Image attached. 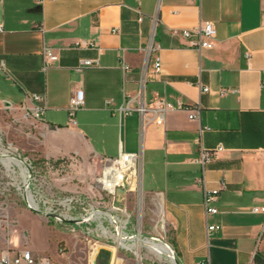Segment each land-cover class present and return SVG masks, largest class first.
<instances>
[{"label": "crops", "instance_id": "crops-1", "mask_svg": "<svg viewBox=\"0 0 264 264\" xmlns=\"http://www.w3.org/2000/svg\"><path fill=\"white\" fill-rule=\"evenodd\" d=\"M205 21L210 48L172 34ZM0 25V103L14 107L6 126L19 130L22 150L52 162L141 151V208L179 264H264V213L251 212L264 206V0H0ZM88 41L95 46H79ZM44 47L57 56L45 69ZM81 59L98 66L76 71ZM144 66L145 105L174 107L162 124L151 111L142 120L117 111L136 105ZM79 87L84 105L71 123ZM31 93L44 97L38 120L23 117ZM201 149L216 150L203 167ZM202 176L216 214L204 213ZM5 226L0 251L18 249L14 224Z\"/></svg>", "mask_w": 264, "mask_h": 264}, {"label": "rangeland", "instance_id": "rangeland-1", "mask_svg": "<svg viewBox=\"0 0 264 264\" xmlns=\"http://www.w3.org/2000/svg\"><path fill=\"white\" fill-rule=\"evenodd\" d=\"M1 114L0 123H5L0 127L2 138L12 143L20 155L26 157L32 165L33 179L30 180V187L36 201L40 198L62 200L69 195H79L96 203L100 201L95 179L101 171V161L91 159L85 162L69 158L52 162L29 155L21 149L22 138L19 130L8 128L6 124L10 123L11 119L7 114ZM46 161L52 163L51 169L46 167ZM8 181V178L0 176V231L7 232L6 223H13L14 235L20 240V246L17 247L19 250L28 249L35 257H47L51 264H112L115 255L118 256L117 264H172L169 257H159L139 245L125 247L127 249L118 246L116 249L113 235L118 234L120 229V222L116 219L114 222L106 218L101 219L103 226L113 234L104 236L98 229V222L93 223L92 232L87 233L85 225L73 227L69 223L56 222L31 210L23 199L21 178L18 175L12 178L10 185L7 184ZM142 190L144 191V185ZM101 195L103 203L100 208L122 220V203L115 200L112 208V199L103 193ZM126 209L130 218L126 229L123 230L124 239L121 235L125 244L136 242V238H149L162 246L167 244L173 251L170 241L160 234L161 226L151 220L145 206L139 208L132 197ZM5 237L7 238V234ZM174 257L176 258L175 254Z\"/></svg>", "mask_w": 264, "mask_h": 264}, {"label": "built area", "instance_id": "built-area-1", "mask_svg": "<svg viewBox=\"0 0 264 264\" xmlns=\"http://www.w3.org/2000/svg\"><path fill=\"white\" fill-rule=\"evenodd\" d=\"M1 31V25H0ZM172 34L179 35L184 39L195 38V40H190V44L194 45L198 49L200 48H210L212 47V42L215 36V29L211 22L205 21L202 24L197 25L192 28L185 29H173ZM152 37L150 41V45L146 49V53H149L154 48L152 46ZM79 46H95L92 41L80 43ZM43 56V69L47 67V65L57 59V56L54 55L50 48L44 47L42 50ZM98 66V59H81L79 63L76 65V71H82L85 68H93ZM160 66V62L158 59L154 62V69L158 71ZM0 67H2V62H0ZM146 77V69L145 66L142 69V77L139 83V90L137 92L136 99L134 100L135 106H131L128 101L124 105H121L117 108L118 114L120 116H124L130 114L132 111L138 113L140 119L142 120L143 115L147 111H151L153 113V121L157 124H162L164 120V114L167 110L174 108L168 101L164 98H157L154 103L150 106L145 105L143 98V86ZM264 85V82H263ZM207 88H204L206 91ZM30 98L35 104L26 109L23 114V117H30L32 119L38 120L42 117L45 105H44V97L31 93ZM108 102V101H106ZM84 105V95L83 90L79 87L76 88L70 98L67 105V113L68 120L71 123H74V114L77 110L81 109ZM176 108H181V104L177 103ZM0 109L8 114L14 107L11 103L3 101L0 103ZM188 118L190 120H194L197 118V111L194 110L189 113ZM201 132V129L199 130ZM218 147L216 150H219ZM215 150V151H216ZM215 151H205L203 149L200 150V156L198 158V163L204 166L206 162H208ZM3 160H7L5 163ZM19 160L25 170V177H23L20 168L14 163V161ZM101 171L99 175L95 179V183L98 187L99 198L100 201L97 203L92 199H86L85 197L79 195H69L63 197L62 200L40 198L39 201H36L34 195L31 193V182L32 180V165L30 161L26 157H22L18 150L12 145V143L4 140L1 136L0 132V176L8 178L9 181L12 178H16L17 175L21 178L23 183V199L26 205L31 206V210L39 212L43 215L52 214L55 215L52 219L56 222H61V218L66 220H73L74 223H69L71 226H80L85 225L87 233L92 232V225L95 222H98V229L100 233L104 236L113 235L109 232L102 224L101 219H108L110 222L116 221L120 222L121 235L125 232L127 224L129 223L130 214L127 212L126 205L130 203L132 197L135 198L138 207H141V199H142V154L141 151L136 152H128V153H119V155L115 158L103 157L101 159ZM46 167H53L52 163L48 161L45 162ZM203 169V168H202ZM7 182L10 185V182ZM106 183H111L112 186H106ZM200 186L202 188V204L204 207L205 215L216 214L218 210L216 207L212 206L211 203L216 200L217 193L215 191H209L205 186L204 177L200 179ZM221 186L224 187V183H221ZM20 188V186H18ZM26 191L32 196V200L35 201L36 207L32 206L28 200L26 199ZM103 193L106 197H110L112 199V208L113 202L115 200L120 201L123 205V209H121L122 220H119L117 216L111 215V213L107 210L101 209L100 204L103 203ZM41 204V206L39 205ZM61 207V209H60ZM251 212H262L264 213L263 207H252ZM124 216V219H123ZM123 222V226L122 225ZM68 223V222H65ZM216 225H207V232L217 229ZM105 231V232H104ZM118 232V233H119ZM124 239V237H123ZM167 245V244H166ZM170 249V247L167 245ZM171 250V249H170ZM171 257H174V251L171 250ZM0 264H51L50 260L47 257H35L33 253L28 249H4L0 251Z\"/></svg>", "mask_w": 264, "mask_h": 264}, {"label": "bare ground", "instance_id": "bare-ground-1", "mask_svg": "<svg viewBox=\"0 0 264 264\" xmlns=\"http://www.w3.org/2000/svg\"><path fill=\"white\" fill-rule=\"evenodd\" d=\"M3 161L5 163H7V160H3ZM14 163L20 168L23 177H25L26 168L22 166L21 161L16 160V161H14ZM105 185L109 186V187L112 186L111 183H106ZM26 199L28 200V202L32 206H35V207L37 206L35 201L32 200L33 198L28 193V191H26ZM121 226H123V222H122ZM113 237H114V239L116 241V244H117V248L116 249H118L119 247H122V248L128 247L129 248V247H133L134 245H139V246L145 247L149 252L154 253V254H156L159 257H162V256L169 257L171 255V250L168 247L162 246V244H160V243H155L153 240H151L149 238H146L144 240L136 238L137 239L136 242H133L132 244H125L123 239H122V237H121V232H119L116 235H113ZM125 249H127V248H125ZM117 259H118V256L115 255L112 264H117L118 263Z\"/></svg>", "mask_w": 264, "mask_h": 264}, {"label": "water", "instance_id": "water-1", "mask_svg": "<svg viewBox=\"0 0 264 264\" xmlns=\"http://www.w3.org/2000/svg\"><path fill=\"white\" fill-rule=\"evenodd\" d=\"M28 207H29L30 209H32L31 206L28 205ZM44 216L47 217V218H53V217H55V215H52V214H47V215H44ZM61 221L64 222V223H65V222H68V223H74L73 220H66V219H63V218H61ZM165 246L167 247L166 244H165ZM169 259H170V261L172 262V264H179L177 258L169 256Z\"/></svg>", "mask_w": 264, "mask_h": 264}, {"label": "trees", "instance_id": "trees-1", "mask_svg": "<svg viewBox=\"0 0 264 264\" xmlns=\"http://www.w3.org/2000/svg\"><path fill=\"white\" fill-rule=\"evenodd\" d=\"M257 264H261V260L259 258H255Z\"/></svg>", "mask_w": 264, "mask_h": 264}]
</instances>
